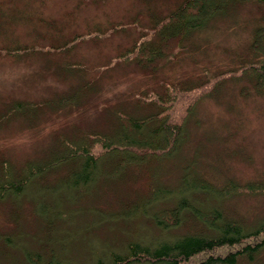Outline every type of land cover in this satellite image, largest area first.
I'll list each match as a JSON object with an SVG mask.
<instances>
[{
  "label": "rangeland",
  "instance_id": "rangeland-1",
  "mask_svg": "<svg viewBox=\"0 0 264 264\" xmlns=\"http://www.w3.org/2000/svg\"><path fill=\"white\" fill-rule=\"evenodd\" d=\"M180 1L0 0V109L21 101L34 102L39 110L31 119L14 115L0 125V156L10 159L15 168L23 167L29 158L43 155L58 135L77 128L105 127L114 109L152 100L168 84L204 82L220 74L226 78L223 84L213 87L215 78L181 98L177 115L190 106L194 116L190 137L175 158L169 157V166L175 171L183 162L179 159L190 156L196 160L194 170L215 183L228 177L243 185L264 183V90L255 89L246 75L228 78L221 74L237 68L239 58L247 54L252 29L264 9L253 2L238 4L229 16L213 18L186 42H174L169 49L173 54L159 61L156 69L143 68L121 54L136 40L151 35L152 13L165 15L177 9ZM121 145L109 156L125 150ZM105 157L99 159V169L111 158ZM113 169L114 175L100 180L101 184L91 182L92 189L99 188V195L107 181L110 187L111 183H129L135 191L150 185L141 167ZM104 198L115 201L118 197L112 191ZM212 200L206 204L212 205L208 202ZM160 204L148 203L149 213L95 217L98 222L85 227V232L64 237L54 258L62 264H95L100 258L111 264L110 249L125 254L130 241L154 246V239L161 236L172 242V235L167 234L180 227L162 230L150 215ZM226 206L229 212L252 219L264 213V192L241 191L231 195ZM81 213L64 226L82 230L78 228L83 226ZM17 244L22 249L33 248L30 243ZM20 257L0 261L14 264Z\"/></svg>",
  "mask_w": 264,
  "mask_h": 264
},
{
  "label": "trees",
  "instance_id": "trees-1",
  "mask_svg": "<svg viewBox=\"0 0 264 264\" xmlns=\"http://www.w3.org/2000/svg\"><path fill=\"white\" fill-rule=\"evenodd\" d=\"M246 2L264 9V0H182L177 9L165 15L152 13L151 35L136 40L121 54L143 68L156 69L163 59L173 54L169 49L174 42H186L204 25L208 26L210 20L219 15L229 16L238 4ZM258 20L252 29L247 54L239 58L237 68L226 69L221 74H227L228 78L246 75L255 89L263 91L264 11ZM219 76L204 82H174L156 92L152 100L116 108L110 112L112 119L105 127L77 128L58 135L43 155L29 158L23 167L15 168L10 159L0 156V258L6 257L9 261L22 256L14 264H62L54 258L56 246L63 245L67 235H77L85 227L95 225L98 222L95 217L125 216L141 210L149 213L148 203L150 206L151 202H159V212H152L151 218L162 230L180 227L167 234L172 235L173 241L161 236L154 239V246L130 241L125 254L110 249L111 264H192L195 261L197 264H264V213L248 221L229 212L226 206V200L241 191L262 189L264 192V183L243 185L232 177L215 183L194 170L196 160L190 156L179 159L183 162L176 167V172L168 163L169 157L175 158L190 137L194 112L188 106L184 113L177 115L181 98L184 93L211 84L215 78L213 87L223 84L226 78ZM82 90L77 91L80 94ZM38 111L34 102L12 101L0 109V125L14 115L31 119ZM121 144L126 146L125 150L109 156ZM104 156L111 158L107 165L102 162L99 169V159ZM121 165L127 171L133 166L141 167L149 187L135 191L129 183H111L110 187L107 181L102 183L106 190H101L100 195L99 188L92 189L91 182L109 179L116 170L113 168ZM172 171L174 177L170 175ZM112 191L118 198L105 200ZM209 198L213 199L208 201L213 203L210 206L206 204ZM105 202L109 210L102 206ZM78 211L82 212L83 226L78 227L82 230L72 231L73 227L64 225L67 220L75 219ZM17 243H30L33 248L22 249V245L16 247ZM0 264L5 263L0 261ZM95 264L107 263L100 258Z\"/></svg>",
  "mask_w": 264,
  "mask_h": 264
}]
</instances>
